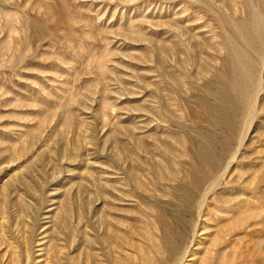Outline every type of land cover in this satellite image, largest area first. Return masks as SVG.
Segmentation results:
<instances>
[{
	"label": "rangeland",
	"instance_id": "374dc122",
	"mask_svg": "<svg viewBox=\"0 0 264 264\" xmlns=\"http://www.w3.org/2000/svg\"><path fill=\"white\" fill-rule=\"evenodd\" d=\"M242 2L0 0V264H264L263 48L228 149L217 120L225 33L240 48L235 23H264L263 0ZM204 148L223 149L218 169ZM175 223L189 227L180 260Z\"/></svg>",
	"mask_w": 264,
	"mask_h": 264
},
{
	"label": "bare ground",
	"instance_id": "6f19581e",
	"mask_svg": "<svg viewBox=\"0 0 264 264\" xmlns=\"http://www.w3.org/2000/svg\"><path fill=\"white\" fill-rule=\"evenodd\" d=\"M246 1V0H245ZM255 1V0H254ZM260 1V0H259ZM248 2L249 1H247V3L246 4H248ZM252 2V1H251ZM251 2H249V3H251ZM263 2H264V0H263ZM242 3H244V0H243V2ZM258 3H260V2H257V4ZM231 4H232V1L230 2V5L229 6H231ZM234 4V3H233ZM233 4H232V6H233ZM245 4V5H246ZM252 4H254V2L252 3ZM251 4V5H252ZM261 4H262V1H261V3H260V7H261ZM264 4V3H263ZM235 6L234 7H238L237 6V4H234ZM243 5V4H242ZM251 5L249 4V8H251ZM255 6H256V4H254ZM231 6V9H233V7ZM253 6V5H252ZM255 6H253L254 7V9H252V10H256V8H255ZM247 7V6H246ZM243 8H245V7H243ZM258 9H259V7H258ZM257 9V10H258ZM261 9V8H260ZM259 9V10H260ZM234 10V9H233ZM245 11H244V13L246 12V9H244ZM250 11L251 9H247V11ZM197 11V10H196ZM248 11V12H249ZM221 12V11H220ZM256 12H258V11H256ZM255 12V13H256ZM260 12H261V10H260ZM258 12L259 14H262L263 12ZM233 13H234V11H233ZM252 14V15H251ZM257 14V13H256ZM259 14H257V16L259 15ZM253 15H255L254 13H253V11H252V13L250 12V16L248 15V17H251V24H252V26L250 27V28H252L251 29V32L250 33H247L246 32V30H245V24H240V25H236V23H235V27L237 28V33H239L238 35H240L241 37L240 38H242V41L243 42H240L242 45H243V47H241V45L239 44V46H240V48H238V41H237V38L235 37V34L233 35V33L235 32H232V35L230 34H228V32H229V28H228V31H227V33H225V36H224V40H225V43H222L223 45H224V50H225V54H226V56L222 59V62H221V65L220 66H222L221 68H222V74H221V72H219L220 74H215V75H217L219 78H220V80H221V82H223L224 84L223 85H225V92H224V94H223V96L225 97V99H224V105H219V106H224V110L222 109V111H225V114H223V116H221V117H219V115H218V119L217 120H219L220 122H221V124H222V126H224V129H225V127H226V129H227V131L226 130H224V132L226 131V134L227 135H225V137H223L225 140L224 141H222L221 142V144L223 145V147H224V149H228L229 148V144H231L230 143V140H231V137L233 136V138H234V132H235V130L236 129H240L241 128V126H243L244 124L242 123V125H240V128H237L238 127V125L241 123V120L245 117V114L246 113H248L249 112V110H250V108L252 107H254V106H251L250 107V103L251 102H253V100H254V97H255V95L257 96L258 94H256V93H258L257 91H259V89H261V86L263 85V83H262V75H259V74H261V71H260V62H259V67H258V64H256L257 62L256 61H258V59H260L261 58V54H260V52H261V50H263L264 49V23L262 22H260L258 19H256ZM229 16V15H228ZM231 16V15H230ZM259 17H263L264 18V16H259ZM220 18V17H219ZM219 18H217V19H219ZM224 18H226L225 16H224ZM221 20H223V18L221 17L220 18ZM229 18H227V21H229L228 20ZM245 19V18H244ZM262 19V18H261ZM189 20V19H188ZM196 20V19H195ZM194 20V21H195ZM249 20V19H248ZM258 20V21H257ZM262 20H264V19H262ZM220 21V20H219ZM219 21H217L218 23H219ZM226 21V20H225ZM225 21H224V23H225ZM231 21V20H230ZM229 21V22H230ZM233 21H234V19H233ZM250 21V20H249ZM201 22V21H200ZM221 22V21H220ZM243 22H245V21H242V23ZM246 22H247V20H246ZM197 23V22H196ZM217 23V24H218ZM223 23V22H222ZM221 23V24H222ZM227 23V22H226ZM238 23V22H237ZM190 24V23H189ZM230 23H227L226 25V27H228V25H229ZM232 24H234V23H231V25ZM219 25V24H218ZM248 25V24H247ZM246 25V26H247ZM190 26V25H189ZM233 26V25H232ZM225 27V26H224ZM203 28V27H202ZM205 28V27H204ZM221 28V27H220ZM220 28H219V30H220ZM231 28V27H230ZM236 28L234 29V27H233V30H236ZM250 28H249V30H250ZM200 29V28H199ZM232 29V28H231ZM221 30H222V32H223V29L221 28ZM220 30V31H221ZM179 31V30H178ZM187 32L189 31L190 32V30H186ZM185 31V32H186ZM194 31V30H193ZM198 32V31H197ZM221 32V33H222ZM224 32H226V31H224ZM183 33V32H182ZM194 33L195 32H193L192 34L194 35ZM200 33V32H199ZM219 34L220 35V38L222 37L221 35L222 34ZM236 33V32H235ZM188 34H191V33H188ZM180 35V34H179ZM182 35V34H181ZM184 35V34H183ZM237 35V36H238ZM186 36V35H185ZM195 36L197 37V35H196V33H195ZM179 37V36H178ZM181 37V36H180ZM191 36H189V38H190ZM204 38V37H203ZM183 39V38H182ZM181 39V40H182ZM193 39V38H192ZM210 39V38H209ZM180 40V41H181ZM239 40V39H238ZM176 41V40H175ZM182 41H184V40H182ZM192 41V40H191ZM196 41V40H195ZM209 42L208 43H210V41H213V39L211 40H208ZM197 42V41H196ZM195 42V43H196ZM214 42V41H213ZM212 42V43H213ZM220 42H221V40H220ZM219 42V44H221ZM178 43V46H179V44H180V42H177ZM182 43V42H181ZM187 43V42H186ZM215 43V42H214ZM218 43V42H217ZM197 45H198V43H196ZM216 44V43H215ZM218 44V45H219ZM221 44V45H222ZM181 45V44H180ZM196 45V46H197ZM173 46H174V42H173ZM176 46V45H175ZM177 46V47H178ZM200 46H202V45H200ZM209 46V45H208ZM210 46H211V44H210ZM220 46V45H219ZM180 47V46H179ZM214 46L212 45V48H213ZM215 47H217L216 45H215ZM174 48V47H173ZM219 48V47H218ZM263 48V49H262ZM175 49H176V47H175ZM178 49V48H177ZM189 49V48H188ZM204 49V48H203ZM214 49V48H213ZM218 50V49H217ZM214 51H215V49H214ZM219 51H220V48H219ZM222 51V50H221ZM220 51V52H221ZM206 52V51H205ZM263 52H264V50H263ZM208 53H210V51L208 52ZM217 53H218V51H217ZM221 54H223V53H221ZM207 55V54H206ZM264 55V54H263ZM191 56V55H190ZM194 56V55H193ZM220 56V55H219ZM222 56V55H221ZM188 57H189V55H188ZM223 57V56H222ZM197 59V58H196ZM193 60V59H192ZM263 60H264V56H263ZM261 61H262V59H261ZM207 63V62H206ZM262 63V62H261ZM263 65V64H262ZM261 65V66H262ZM191 66V65H190ZM194 68V67H193ZM220 68V69H221ZM208 70H210V69H208ZM260 72V73H259ZM199 73V72H198ZM201 73V72H200ZM211 73V72H210ZM206 74V73H205ZM263 74V73H262ZM211 76H213V75H211ZM216 77V76H215ZM207 78H209V76L207 77ZM217 78V77H216ZM172 79H173V77H172ZM218 79V78H217ZM191 81H193V80H191ZM190 81V82H191ZM218 81H219V79H218ZM181 82H183V81H181ZM185 82V81H184ZM207 82V81H206ZM193 83V82H192ZM195 83V82H194ZM219 83V82H218ZM260 84H262L261 86H260ZM209 85V84H208ZM218 88V87H217ZM263 88H264V86H263ZM204 89V88H203ZM221 89H223V87H221ZM224 90V89H223ZM223 90H222V92H221V90H220V92L221 93H223ZM210 91H211V89H210ZM211 92H214V91H211ZM219 92V90H218V93H220ZM173 93V92H172ZM204 95V94H203ZM219 95H222V94H219ZM259 96V95H258ZM185 97V96H184ZM209 97H210V95H209ZM212 97V96H211ZM220 97V96H219ZM186 98V97H185ZM258 98V97H257ZM216 99V98H215ZM255 99H256V97H255ZM261 99V98H260ZM191 100V99H190ZM189 100V101H190ZM219 100V99H218ZM187 101V100H186ZM193 101V100H192ZM205 101V100H204ZM213 101V100H212ZM255 101V100H254ZM200 102V101H199ZM201 102H202V100H201ZM208 103V102H207ZM255 103V102H254ZM199 105V104H198ZM203 105V104H202ZM209 105V104H208ZM211 105V104H210ZM206 106V105H205ZM215 106V105H214ZM218 106V104L216 105V107ZM218 106V107H219ZM200 107V106H199ZM221 107V108H222ZM181 108V107H180ZM220 108V109H221ZM251 108V109H252ZM205 109V108H204ZM218 109V108H217ZM257 109V108H256ZM256 109H253V111H255ZM207 110V109H206ZM211 110V109H210ZM215 110V109H214ZM260 110V109H259ZM203 111V110H202ZM201 111V112H202ZM219 111H221V110H219ZM221 111V112H222ZM230 111V112H229ZM258 111V110H257ZM257 111H255L254 113H255V115H254V119H255V116H256V113H257ZM217 112V111H216ZM220 112V113H221ZM250 112H251V110H250ZM260 112V111H259ZM258 112V113H259ZM264 112V111H263ZM210 113V112H209ZM208 113V114H209ZM258 113H257V117H259L258 116ZM207 114V115H208ZM211 114V113H210ZM261 113H259V115H260ZM177 115V114H176ZM247 115H253V113L252 114H247ZM246 115V116H247ZM249 116L248 117H246V119L247 118H249ZM214 118V117H213ZM212 119V118H211ZM245 119V118H244ZM252 119V118H251ZM249 120V119H248ZM243 121V120H242ZM246 121V120H245ZM252 121V120H251ZM217 122V121H216ZM240 122V123H239ZM254 122V121H253ZM252 122V123H253ZM247 124H249L248 122H247ZM218 125V124H217ZM251 125V123L249 124V126ZM221 127V126H220ZM218 128V127H217ZM223 129V128H222ZM215 130V129H214ZM213 130V131H214ZM240 130H242V128L240 129ZM245 130H248V129H246L245 128ZM244 129H243V131H245ZM202 132V131H201ZM223 132V131H222ZM255 132H256V129H255ZM204 133V132H203ZM238 133V132H237ZM243 133V132H242ZM241 133V134H242ZM219 134V133H218ZM239 134V133H238ZM237 134V135H238ZM245 134V133H244ZM254 134V133H253ZM206 135V134H205ZM208 135V134H207ZM211 135V134H210ZM215 135V134H214ZM222 136V135H221ZM244 136V135H243ZM256 136V135H255ZM200 137V136H199ZM213 137V136H212ZM218 137H220V134L218 135ZM245 137V136H244ZM221 138V137H220ZM241 138H242V136H241ZM238 139H240V137L238 138ZM243 139V138H242ZM242 139H241V141H242ZM216 140V139H215ZM236 140V139H235ZM234 139L232 140L233 142L235 141ZM209 141V140H208ZM197 142V141H196ZM215 142V141H214ZM240 141H237V143H239ZM259 142V141H258ZM219 143V142H218ZM236 143V144H237ZM198 144V143H197ZM214 144H216V143H214ZM209 145V144H208ZM218 145V144H217ZM221 145V146H222ZM233 145V144H232ZM243 145V144H242ZM203 146V145H202ZM211 146V145H210ZM220 146V147H221ZM194 147V146H193ZM203 147H208V148H210L209 146H203ZM202 147V148H203ZM233 147V146H232ZM199 148H200V146H199ZM237 148V147H236ZM201 149V148H200ZM212 149H216V148H212ZM218 150V149H217ZM216 150V151H217ZM221 149H219L218 151H220ZM223 150V149H222ZM221 150V151H222ZM193 151V150H192ZM200 151V150H199ZM209 151H211V152H209ZM212 151L213 150H210V149H206V148H204L203 150H201V152H199V153H201V154H203L202 155V157L204 158L202 161H204V163L206 164L207 163V165H209L210 166V168L212 167V168H217L218 169V159H216L218 156H215V158H214V155H216V151H213L214 153H212ZM233 151H234V149H233ZM239 151V150H238ZM244 151H246L245 150V148H244ZM197 152V151H196ZM194 153V152H193ZM198 153V154H199ZM223 154H224V151L222 152ZM230 153V152H229ZM232 153V152H231ZM230 153V157H231V154ZM236 153H237V151H236ZM242 153L243 152H241V155H242ZM197 154V155H198ZM226 154H227V152H226ZM245 154V153H244ZM225 155V154H224ZM228 155V154H227ZM234 155V154H233ZM194 156V155H193ZM200 156V155H199ZM220 156H222V155H220ZM226 156V155H225ZM235 156H236V154H235ZM202 157H200V158H202ZM223 157V156H222ZM230 157H229V159H230ZM247 157V156H246ZM199 158V157H198ZM197 158V159H198ZM219 158V160H221V157H218ZM225 158H227V157H225ZM234 159V158H233ZM222 160H223V158H222ZM230 160H232V159H230ZM201 161V160H200ZM199 161V162H200ZM225 161H226V159L224 160V164H226V165H228L227 163H225ZM242 161V160H241ZM197 162V161H196ZM220 162V161H219ZM222 162V161H221ZM220 162V163H221ZM234 162V161H233ZM239 162H240V160H239ZM219 163V165H221ZM232 163V162H231ZM224 164H222V166L224 165ZM239 163H237V165H238ZM241 164V163H240ZM231 165V164H230ZM202 166V165H201ZM204 166V165H203ZM263 166H264V163H263ZM205 167H206V165H205ZM225 167H227V166H225ZM237 167V166H236ZM240 167H242L241 165H240ZM239 167V168H240ZM255 167V166H254ZM262 167V166H261ZM211 168V169H212ZM222 168V167H221ZM207 169V168H206ZM220 169V168H219ZM223 169H224V166H223ZM222 169V170H223ZM229 169V168H228ZM236 169V168H235ZM234 169V170H235ZM262 169H264V168H262ZM208 170H209V168H208ZM226 170V169H225ZM238 170H240V169H238ZM242 170V169H241ZM197 171V170H196ZM202 171V170H201ZM207 171V170H206ZM224 171V170H223ZM237 171V170H236ZM209 172V171H208ZM207 172V173H208ZM229 172V171H228ZM212 173V172H211ZM223 173V172H222ZM209 175H211L210 173H208ZM228 174V173H227ZM203 175V174H202ZM233 175V174H232ZM231 175V176H232ZM204 176H206V178L208 177L205 173H204V175L203 176H201V174H200V176H199V180H198V177L196 176L195 177V179L197 178V180L200 182L202 179L204 180ZM229 176H230V174H229ZM210 177V176H209ZM225 178V177H224ZM231 178V177H230ZM197 180H196V182H197ZM221 180V179H220ZM219 180V181H220ZM193 181V180H192ZM205 181H207V180H205ZM194 182V181H193ZM195 182V183H196ZM212 182V181H211ZM214 182V181H213ZM195 183H193V184H195ZM198 183V182H197ZM196 183V184H197ZM206 183V182H205ZM210 183V182H209ZM215 183V182H214ZM195 184V185H196ZM199 184H202L201 182L199 183ZM203 184H204V182H203ZM195 185H194V187H195ZM208 185H210V184H208ZM216 184H214V185H212V186H215ZM200 186H202V185H200ZM197 187H199L198 185L195 187L196 189H197ZM211 187V186H210ZM209 187V188H210ZM216 187H217V185H216ZM213 189V188H212ZM208 191V190H207ZM214 192V191H213ZM187 193V192H186ZM191 193V192H190ZM191 200V199H190ZM189 201V200H188ZM231 202H233V200L231 201ZM190 203V202H189ZM193 203H194V201H193ZM233 204V203H232ZM184 206V205H183ZM238 215H240V214H238ZM252 215H254V214H252ZM252 215H249L250 217H252ZM244 216H247V215H244ZM243 216V217H244ZM243 218V217H241V216H237V218ZM248 217V216H247ZM247 217H245L244 219H246ZM107 219V218H106ZM184 219V218H183ZM236 219V218H235ZM248 219H250L249 217H248ZM248 219H246V220H248ZM159 220V219H158ZM186 220V219H185ZM241 221H243V219H240ZM239 219L237 220V223L236 222H234L235 224H238L239 223V221H240ZM251 220V219H250ZM250 220H248V221H250ZM173 222V221H172ZM178 222V221H177ZM181 222V221H180ZM189 222V221H188ZM194 222V221H193ZM244 222V221H243ZM119 223V222H118ZM241 224H242V222H240ZM179 224V225H178ZM178 224H176L175 223V225L177 226H181L182 225V227H180V228H182V231H181V229H177L176 227H174L173 228V235H172V238L170 239V240H167V242L165 243V244H167V247L170 249V253H177L178 255H176V256H178V257H176L177 259L176 260H180L181 258H182V252H181V250H183L182 249V247H184L183 246V244L185 243V241H186V234H187V231H188V229L187 228H189V227H186V223H185V225L184 224H182L181 223V225H180V223H178ZM111 225V224H110ZM163 225V224H162ZM174 225V226H175ZM190 225V224H189ZM112 226V225H111ZM120 226V225H119ZM166 226V225H165ZM188 226V225H187ZM239 226V225H238ZM116 227V229H118L119 231L120 230H123V228L122 227H118V226H115ZM112 228H114V227H112ZM171 228H172V226H171ZM113 230V229H112ZM187 230V231H186ZM227 230V229H226ZM111 231V230H110ZM165 231H166V227H165ZM191 231V230H190ZM229 231V230H228ZM114 232V231H113ZM112 231H111V237H109V235H108V240H110L111 242H112V240L113 239H115L114 241L115 242H119L120 243V241L122 240V239H120L121 238V236L120 235H118L117 233H114V234H112L113 233ZM116 232H118V231H116ZM127 232V231H126ZM183 232H185V235H184V233ZM230 232V231H229ZM119 233V232H118ZM121 233V232H120ZM167 233H169V232H167ZM123 233H121V235H122ZM189 234V233H188ZM129 235V234H128ZM113 236H115V237H113ZM123 236V235H122ZM125 236L126 235H124V238H125ZM191 237V236H190ZM107 238V237H106ZM110 238V239H109ZM113 238V239H112ZM165 238V237H164ZM168 238V237H167ZM166 238V239H167ZM126 239H127V237H126ZM126 239H125V241H126ZM152 239V238H151ZM161 240H162V238H161ZM124 241V242H125ZM155 241V240H154ZM153 241V242H154ZM107 242H109V241H107ZM106 242V243H107ZM114 242V243H115ZM110 243V242H109ZM126 243V242H125ZM151 244V243H150ZM164 244V245H165ZM186 244V243H185ZM122 245V244H121ZM152 246V245H151ZM164 247H166V246H164ZM135 248V247H134ZM146 248V247H145ZM149 248H150V246H149ZM160 248V247H159ZM185 249V248H184ZM140 250H143V249H140ZM43 250H41V252H42ZM110 251V250H109ZM147 250H145V251H143V252H145V253H148V252H146ZM150 251V250H149ZM158 251V250H157ZM156 251V252H157ZM162 251H164V248H163V250ZM166 251V250H165ZM142 251L140 252V253H143ZM151 253H152V251H150ZM122 253V252H121ZM158 253V252H157ZM156 253V257H154L155 255H154V253L153 254H151V255H153V257H154V261H158L160 264H163L162 263V257L160 258L159 256H157V255H159V254H157ZM168 253H169V250H168ZM144 254V253H143ZM123 255V254H122ZM145 255V254H144ZM150 255V254H149ZM149 255H145V257L146 256H148L147 258H144V256H143V259H145V261H146V259H147V261L145 262V264H153V260H152V258L150 259L149 257H151V255L149 256ZM172 255V254H171ZM175 255V254H174ZM114 256V255H113ZM171 257V256H170ZM174 257V256H173ZM106 258V257H105ZM110 258V257H109ZM167 258H168V256H167ZM175 258V257H174ZM18 259H19V257H18ZM127 259V258H126ZM140 259V258H139ZM170 259H172V258H170ZM169 258H168V261L170 260ZM108 260V259H107ZM115 260V259H114ZM175 260V259H174ZM173 259H172V261H174ZM111 261H113V259H111ZM110 261V262H111ZM130 261V260H129ZM167 261V260H166ZM165 262V261H164ZM177 262V261H176ZM175 262V263H176ZM112 263V262H111ZM119 262L117 261L116 262V260H115V264H118ZM143 263V262H142ZM110 264V263H109ZM155 264V263H154Z\"/></svg>",
	"mask_w": 264,
	"mask_h": 264
}]
</instances>
